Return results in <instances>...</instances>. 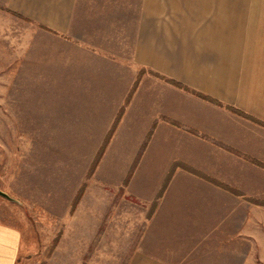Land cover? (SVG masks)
I'll list each match as a JSON object with an SVG mask.
<instances>
[{
	"label": "crops",
	"instance_id": "crops-1",
	"mask_svg": "<svg viewBox=\"0 0 264 264\" xmlns=\"http://www.w3.org/2000/svg\"><path fill=\"white\" fill-rule=\"evenodd\" d=\"M10 5L70 48L49 89L109 138L104 183L152 208L127 264H264V0ZM19 250L0 224V264Z\"/></svg>",
	"mask_w": 264,
	"mask_h": 264
},
{
	"label": "rangeland",
	"instance_id": "rangeland-1",
	"mask_svg": "<svg viewBox=\"0 0 264 264\" xmlns=\"http://www.w3.org/2000/svg\"><path fill=\"white\" fill-rule=\"evenodd\" d=\"M46 29L0 0V189L15 200L0 197V224L20 232L16 264H127L152 208L104 183L109 138L83 131L72 91L49 89V58L70 48Z\"/></svg>",
	"mask_w": 264,
	"mask_h": 264
},
{
	"label": "water",
	"instance_id": "water-1",
	"mask_svg": "<svg viewBox=\"0 0 264 264\" xmlns=\"http://www.w3.org/2000/svg\"><path fill=\"white\" fill-rule=\"evenodd\" d=\"M0 197H3V198L10 200V201H15L9 194L2 191L1 189H0Z\"/></svg>",
	"mask_w": 264,
	"mask_h": 264
},
{
	"label": "trees",
	"instance_id": "trees-1",
	"mask_svg": "<svg viewBox=\"0 0 264 264\" xmlns=\"http://www.w3.org/2000/svg\"><path fill=\"white\" fill-rule=\"evenodd\" d=\"M170 83H172V84H174V85H176L177 87H183L180 83H178V82H175V81H173V80H168ZM200 95V94H199Z\"/></svg>",
	"mask_w": 264,
	"mask_h": 264
}]
</instances>
